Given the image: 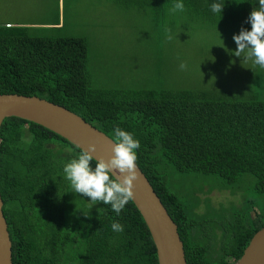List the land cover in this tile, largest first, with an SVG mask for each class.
Segmentation results:
<instances>
[{"label":"trees","instance_id":"obj_1","mask_svg":"<svg viewBox=\"0 0 264 264\" xmlns=\"http://www.w3.org/2000/svg\"><path fill=\"white\" fill-rule=\"evenodd\" d=\"M26 27L0 26V95L36 97L65 108L114 142V128L132 133L140 142L137 167L177 226L186 264H237L264 229V204L243 199L241 208L222 209L215 222L197 224L169 191L162 168L215 176L226 187L250 176L254 195L264 202V101L258 92L234 98L184 90H94L83 39L52 38L55 27ZM80 153L35 124L17 118L2 123L0 196L12 263L158 264L131 200L117 215L110 204L74 191L63 168ZM114 222L124 231H113Z\"/></svg>","mask_w":264,"mask_h":264},{"label":"rangeland","instance_id":"obj_2","mask_svg":"<svg viewBox=\"0 0 264 264\" xmlns=\"http://www.w3.org/2000/svg\"><path fill=\"white\" fill-rule=\"evenodd\" d=\"M125 5L112 0H0V26L52 29L48 25L60 20L59 30L49 36L85 41L94 90H184L234 98L258 92L259 101H264V68L255 65L254 58L245 59L246 52L235 56L237 45L231 50L222 30L190 26L193 16L176 17L170 10L159 19L134 11L124 19ZM181 63L186 67L181 69ZM162 169L169 191L197 224L215 222L222 209L241 208L243 199L255 201L259 208L264 204L254 195L250 176L226 187L215 176L179 174L169 165ZM211 232L206 229V237ZM219 236L216 229V242Z\"/></svg>","mask_w":264,"mask_h":264},{"label":"water","instance_id":"obj_3","mask_svg":"<svg viewBox=\"0 0 264 264\" xmlns=\"http://www.w3.org/2000/svg\"><path fill=\"white\" fill-rule=\"evenodd\" d=\"M9 118L21 119L42 127L66 140L81 152L94 145L96 151L92 155L96 159L107 160L113 154V140L65 108L45 100L0 95V128L4 120ZM137 171L139 178L134 181V197L131 202L148 229L158 264H186L177 226L138 167ZM2 209L0 196V264H13L12 244ZM237 264H264V229L254 234Z\"/></svg>","mask_w":264,"mask_h":264},{"label":"clouds","instance_id":"obj_4","mask_svg":"<svg viewBox=\"0 0 264 264\" xmlns=\"http://www.w3.org/2000/svg\"><path fill=\"white\" fill-rule=\"evenodd\" d=\"M210 7L212 12L222 13L224 4L213 3ZM184 10L185 5L182 0H178L170 9L172 12ZM247 22H250L251 30L242 27L240 33L233 36L237 45L234 55L240 57L246 52L245 59L254 58L253 63L264 68V0H259L258 10H252ZM180 67L183 69L186 65L181 63ZM114 136L113 154L109 159H96L92 155L96 148L90 145L88 150L82 151L77 158L65 164L63 171L76 193L90 197L93 202L110 204L112 210L119 215L134 197V181L139 178L136 164L138 157L135 150L139 149L140 142L132 133L119 127L114 128ZM94 160L93 168L91 162ZM112 230L123 232L124 226L114 222Z\"/></svg>","mask_w":264,"mask_h":264},{"label":"crops","instance_id":"obj_5","mask_svg":"<svg viewBox=\"0 0 264 264\" xmlns=\"http://www.w3.org/2000/svg\"><path fill=\"white\" fill-rule=\"evenodd\" d=\"M61 1L63 3V0H58V3H61ZM96 1L97 3L99 2V0ZM100 1L107 4L109 0ZM117 1L126 4L121 12L124 19L131 17L133 11L136 14L146 13L149 17L155 16L159 19L162 16L164 18V15L172 8L173 4L178 2V0H112L114 3ZM182 2L185 5V10L183 12H175L176 17L193 16L189 18L190 26L198 25V27H203V30H216L217 28L222 30L226 45L231 50H236L234 48L235 42H233V36L238 35L242 27L249 31L251 30V24L247 22L248 17L253 9L258 10L259 8V0H182ZM213 3L224 4L222 13L212 12L210 6ZM204 19L211 20V24L208 22L205 24L203 22ZM195 20L199 23H193ZM61 25V21L58 20V22L48 26L59 28ZM170 26V29L175 27V25Z\"/></svg>","mask_w":264,"mask_h":264}]
</instances>
